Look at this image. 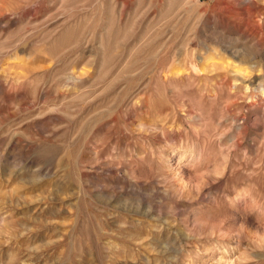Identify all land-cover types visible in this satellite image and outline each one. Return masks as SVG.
Returning <instances> with one entry per match:
<instances>
[{
  "label": "rangeland",
  "instance_id": "1",
  "mask_svg": "<svg viewBox=\"0 0 264 264\" xmlns=\"http://www.w3.org/2000/svg\"><path fill=\"white\" fill-rule=\"evenodd\" d=\"M245 83L264 0H0V264H264Z\"/></svg>",
  "mask_w": 264,
  "mask_h": 264
},
{
  "label": "bare ground",
  "instance_id": "2",
  "mask_svg": "<svg viewBox=\"0 0 264 264\" xmlns=\"http://www.w3.org/2000/svg\"><path fill=\"white\" fill-rule=\"evenodd\" d=\"M250 23V21L249 20H247V25H250L249 24ZM251 26L253 27V25L251 24ZM235 54H238V52H235ZM236 56V55H235ZM244 59V58H243ZM193 65V68L196 66H194V64H192ZM195 69H196V67H195ZM253 84V83H252ZM234 85V84H233ZM235 85H237V84H235ZM263 87V86H262ZM259 84L258 85H256V86H253V85H249V84H246L245 83V85H244V90H245V92L246 93H249L250 95L252 94V91H254L255 89H258V88H262ZM243 89V88H242ZM260 92H261V95L264 97V87H263V89H258ZM259 95V94H258ZM253 96H255L254 95V93H253ZM260 96V95H259ZM256 97V96H255ZM250 98V97H249ZM251 99V98H250ZM249 101V100H248ZM256 102H257V100H256ZM248 103H250V102H248ZM254 104V103H253ZM179 160L177 161L176 159H175V157L173 156V157H170L169 158V161H168V167L171 169V170H173V171H177V170H180V165H179ZM223 164H225V163H222V165ZM224 167L222 166V169H223ZM218 169V168H217Z\"/></svg>",
  "mask_w": 264,
  "mask_h": 264
}]
</instances>
